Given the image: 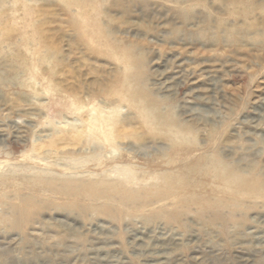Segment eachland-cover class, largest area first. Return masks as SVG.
<instances>
[{
  "label": "rangeland",
  "instance_id": "obj_1",
  "mask_svg": "<svg viewBox=\"0 0 264 264\" xmlns=\"http://www.w3.org/2000/svg\"><path fill=\"white\" fill-rule=\"evenodd\" d=\"M0 264H264V0H0Z\"/></svg>",
  "mask_w": 264,
  "mask_h": 264
},
{
  "label": "bare ground",
  "instance_id": "obj_2",
  "mask_svg": "<svg viewBox=\"0 0 264 264\" xmlns=\"http://www.w3.org/2000/svg\"><path fill=\"white\" fill-rule=\"evenodd\" d=\"M25 212L20 208H15L10 212V218H11V224H13L15 227L20 228V220ZM25 216V215H24Z\"/></svg>",
  "mask_w": 264,
  "mask_h": 264
}]
</instances>
